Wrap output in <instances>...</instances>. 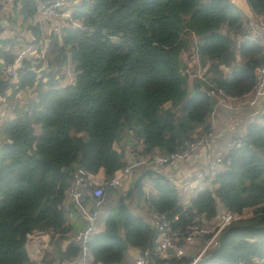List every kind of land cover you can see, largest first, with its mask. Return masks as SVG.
I'll return each instance as SVG.
<instances>
[{
    "label": "trees",
    "instance_id": "1",
    "mask_svg": "<svg viewBox=\"0 0 264 264\" xmlns=\"http://www.w3.org/2000/svg\"><path fill=\"white\" fill-rule=\"evenodd\" d=\"M46 1L15 0L0 19L10 23L0 39V264H34L29 234L50 237L48 262L76 257L68 219L80 213L66 199L76 175L103 171L108 181L127 164V148L166 157L191 140L211 142V91L246 97L264 64V48L231 0H81L38 47L40 25L32 20ZM244 1L252 17H264V0ZM18 16L35 41H18L11 26ZM16 45L33 46L34 53L14 82L3 68L13 64ZM194 61L204 73L183 100ZM26 90L34 97L21 99ZM243 120L245 134L222 150L223 171L206 175L194 195L153 165L135 169L124 194L106 188L102 207L112 194L118 202L99 217L102 228L87 244L93 262L129 264L133 249L163 264L153 215L170 221L178 215L174 225L185 228L195 218L212 219L222 206L252 215L225 228L197 264H264V113ZM141 203L147 209L138 216Z\"/></svg>",
    "mask_w": 264,
    "mask_h": 264
},
{
    "label": "built area",
    "instance_id": "2",
    "mask_svg": "<svg viewBox=\"0 0 264 264\" xmlns=\"http://www.w3.org/2000/svg\"><path fill=\"white\" fill-rule=\"evenodd\" d=\"M11 1L12 0H0V8ZM77 2V0H73L70 4L68 0H47L37 8V13L32 20V24L39 25L40 17H43L44 21H46L62 12L68 13L67 18L69 19L71 5ZM246 25L251 35L264 48V17H248ZM30 37L32 41H35L32 34H30ZM32 53H34L33 46H28V48L18 51L14 56L13 64L3 68L4 72L16 80L17 70L22 67V63L25 59L30 58ZM194 76L195 78H201L196 75ZM255 77L256 86L254 90L242 99L227 98L219 90L211 91L210 95L215 101V108L211 117H214L216 111L220 109H224L230 113H236L244 107L252 111L254 119H257L260 113H264V64L256 69ZM208 147L209 143L207 139L202 137L199 140H191L185 143L181 151L166 157L158 154L139 155L133 153L125 167L118 170L108 181L103 180L99 183L91 180L90 177L93 175L85 174L80 171L66 191L67 203L73 204L86 222L84 229L78 231L71 239L74 243L79 245V253L74 258L48 262L44 259V252L50 248L49 240L45 242V247L49 246L48 249H44V241L37 240L43 238L44 235L29 234L27 235L29 243L37 241L42 246L40 252L35 255L34 264H102L100 262H93L87 244L92 235L97 231L99 217L102 213L101 207L105 189L108 187H121L127 182L135 169L143 166L153 165V167L157 169H164L166 167H176L181 163H192L203 160L206 158L204 155L208 152ZM202 149H204V151H201ZM206 169L208 172L206 175L210 176H214L223 171L221 155H218L211 163L207 162ZM201 181H203V175L197 172L191 184L185 183L182 189L186 193H197L202 191L203 187ZM86 194L89 195L88 200L86 199ZM242 218H245L244 215L235 214L219 206L216 216L212 219L206 220L203 217L195 218L191 224L187 225L185 228H180L174 225V222L178 219V215H176L172 221L163 215H153L152 225L157 230L158 234L155 247L156 257L163 264H169L173 258L181 257L190 258L189 264H197L215 247L219 234L225 228ZM46 237L49 238L48 235H46ZM196 245H198L196 252L190 256H186L185 251ZM133 264L157 263L149 259L147 254H144L134 258Z\"/></svg>",
    "mask_w": 264,
    "mask_h": 264
},
{
    "label": "crops",
    "instance_id": "3",
    "mask_svg": "<svg viewBox=\"0 0 264 264\" xmlns=\"http://www.w3.org/2000/svg\"><path fill=\"white\" fill-rule=\"evenodd\" d=\"M231 1L244 12V14L246 15L247 18L252 17L251 11H250L248 5L246 4V2L244 0H231ZM42 4L43 3H40L39 7ZM12 7H10L9 10H11ZM9 10H7V13L9 12ZM39 20H40L39 25H40V30H41V28H42L41 24L48 22V20L44 21L43 17H40ZM3 22L5 23L6 21L0 20V39L3 36L9 35L8 34L9 31H7L6 35L4 34L5 31L2 32V26L1 25ZM57 25L59 26V24H57ZM63 25H65V24H62V26ZM28 38H29V40H31L29 32H28ZM15 55H16V53H15ZM185 63L188 64V61ZM189 65L191 67V68L190 67L189 68L191 69V71H193V73H194V71H196L197 73L201 72L200 73L201 75L196 74V76L201 77L203 75L204 70L201 69V67L197 64L196 61H194L192 64H189ZM194 75L195 74L189 73V83H190V81L193 82L192 79L195 78ZM14 82H17V81L14 80ZM191 87H192V83H191ZM191 91H192V88L189 90L188 93L184 89L183 96H182L183 100L190 97ZM1 101L2 100L0 98V108H1ZM243 118L248 119V120H253L254 118L252 116V111L246 107L242 108L240 111H238L236 113H230V112H227L223 109L217 110L215 113V116L210 117V119H209V121L213 125V131L211 134V137H212L211 142H209L208 152H206V155H204L206 158H204L203 160H200L198 162L181 163V164L177 165L176 167H171V168L166 167V168L162 169L163 172L168 174L170 180L179 189H181L185 183L191 184V182L195 179V174L197 172L202 174L203 179H204V176L208 173L207 169H206V163L207 162L211 163L218 155H221L222 150L229 144L228 140H231L232 138L235 137V136H233L234 132L230 133V131H237L238 128H241V130H242L243 125H244ZM127 149L125 151L126 162L129 160L130 156L133 154V153H131L129 155V158H128L126 155ZM90 178L92 181L99 183V182H102L105 177H104L103 171H99L97 174L91 176ZM127 184H129V183H127ZM201 184H202V181H201ZM123 185H125V183ZM189 194L194 195L195 193L189 192ZM37 240H43L45 243L48 241V238L46 237V235H44L43 238L37 239ZM31 244H33V246L32 245L29 246V244H28V251L30 253V256L34 257V255H37L40 252V250L42 249V246L37 241H35V242L33 241ZM65 246H66V243H64V247ZM128 254L131 258H136L139 256V252L137 250H133V249L130 250L128 252Z\"/></svg>",
    "mask_w": 264,
    "mask_h": 264
},
{
    "label": "rangeland",
    "instance_id": "4",
    "mask_svg": "<svg viewBox=\"0 0 264 264\" xmlns=\"http://www.w3.org/2000/svg\"><path fill=\"white\" fill-rule=\"evenodd\" d=\"M14 1L15 0H13V1H11V2L3 5V6H1L2 10L0 12V19L5 15L4 13H7V10H9V8L13 6ZM77 1L79 2L80 0H77ZM68 2L71 4L73 2V0H68ZM67 14L68 13H65V12L59 13L57 16H55V17H53L51 19H48V22H45L44 23L45 25L44 24H41L42 25V28H41V37H40V39L38 41V44H37L38 47H42L43 46L44 36L53 28L54 25H57V24H59V25L67 24V22H68ZM12 23H11L12 24L11 26L14 27V29H15L14 34H17L18 33L17 35L20 36V38L18 39V41L22 42L23 44L28 43L30 41L29 38H28V32L25 31L24 26H20V24H21V17L18 16L17 19L14 22H12ZM9 24H10L9 22H5V23L3 22L2 25H1L2 26V32L5 31V33H4L5 35L7 34V31H9L8 30L9 29ZM192 41L193 42H196L195 38H193ZM21 48L22 47L19 46V45L18 46L17 45L14 46L13 49H12L13 50V53L14 54L17 53L19 50H21ZM187 61H188L187 60V57H185L184 58V62H187ZM188 73H192V74H195V75L196 74L201 75L200 74L201 72L197 73L196 71H194V73H193V71H191V69H188ZM191 83L192 82L190 81V83L185 87V91H187V93L191 89ZM18 96L21 99H23V98H25V99L26 98H33L34 97V95L32 94L31 90H26L25 92H21V93H19ZM0 111H1V108H0ZM231 132L232 133L234 132L233 133V136H235V137H241V136H243L245 134V128H242V130H241V128H238L237 131H230V133ZM131 153H133V152H131V150L128 148L127 149V153H126V155H127L128 158H129V155ZM154 169H156V167H154ZM132 178H133V176H131L129 178V180L125 183V185H123L122 187L118 188L119 193L124 194V193H126L128 191V188H129V186H130V184L132 182ZM127 183H129V184H127ZM145 192H147L146 189H145ZM117 202H118V195L117 194L110 195L107 198V200H106V209L108 210V209L114 208L117 205ZM127 202H133V200H130L129 199ZM101 209H102V213L101 214H103L106 209H104L103 207ZM146 209H147V206L145 205V203H141L140 206H138L135 209V214L138 215V216L143 215L144 213H146ZM243 215L246 218V217H249L250 215H252V212H251V210H247ZM68 224H71L73 226V230L70 233L71 237L74 236L78 231L84 229V227L86 226V222L81 217V214L80 215L78 214V216H75V217L71 216L70 219H68ZM101 228H102V221H101V218H100L99 219V223H98V227H97V231L99 229H101ZM48 240H49V246H50V248L48 249L49 246L48 247H45V243H44V249H48L47 251L44 252V259H45L46 256H48L47 259H50V255L52 254L53 249H54V246L50 243V237L48 238ZM28 244H29V246L30 245L33 246V244L29 243V241H28ZM198 245L193 246L192 248L186 250L185 251V255L186 256H190V255L194 254L196 252V250L198 249ZM30 258H31V260L34 263L35 255H34V257L33 256H30ZM48 261H50V260H48ZM54 261H56V260H54ZM133 262H134V258H132V260L130 261L129 264H133Z\"/></svg>",
    "mask_w": 264,
    "mask_h": 264
},
{
    "label": "water",
    "instance_id": "5",
    "mask_svg": "<svg viewBox=\"0 0 264 264\" xmlns=\"http://www.w3.org/2000/svg\"><path fill=\"white\" fill-rule=\"evenodd\" d=\"M202 151H204V149H202Z\"/></svg>",
    "mask_w": 264,
    "mask_h": 264
}]
</instances>
